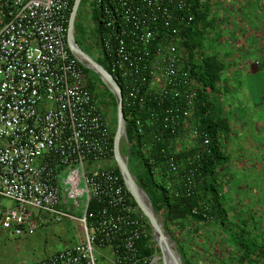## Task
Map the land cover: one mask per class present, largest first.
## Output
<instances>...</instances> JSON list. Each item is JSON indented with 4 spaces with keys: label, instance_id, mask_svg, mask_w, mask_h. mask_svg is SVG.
<instances>
[{
    "label": "built area",
    "instance_id": "2783aa9c",
    "mask_svg": "<svg viewBox=\"0 0 264 264\" xmlns=\"http://www.w3.org/2000/svg\"><path fill=\"white\" fill-rule=\"evenodd\" d=\"M74 0H0V227L33 234L45 222L77 220L84 238L33 264H152L138 242L148 236L113 168L111 126L67 45ZM206 0H199V4ZM101 53L117 81L143 159L175 194L203 182L211 139L200 124V85L191 74L183 29L190 0H92ZM126 119V118H125ZM128 141V140H127ZM162 143L161 146H158ZM71 209L83 200V214Z\"/></svg>",
    "mask_w": 264,
    "mask_h": 264
},
{
    "label": "rangeland",
    "instance_id": "374dc122",
    "mask_svg": "<svg viewBox=\"0 0 264 264\" xmlns=\"http://www.w3.org/2000/svg\"><path fill=\"white\" fill-rule=\"evenodd\" d=\"M92 5V0H80L74 16V35L80 47H84L85 51L95 60L101 61V49L96 42L98 32ZM84 38L85 42L82 40ZM199 47L203 52L209 50V45L207 46L206 40L203 39ZM232 70L236 69L232 67L228 69V71ZM221 83L225 84L226 81L221 80ZM243 86L242 79L236 77L228 79L225 86L220 88L222 93H220L219 102L226 116L232 122V132L223 147L228 158L222 174L225 177L223 179L225 180L224 190L228 199V210L231 213H229L228 220L233 221L235 225L241 224L242 218L246 221V237L242 242L248 244L252 253L248 257L249 261L244 264H264V252L260 253L256 250L257 245L264 249L262 246L264 245V147L259 150L252 149L254 156H252L251 166L244 167L242 147L244 133L242 127L243 105L246 103V97ZM103 106L105 107L103 116L113 128L116 114L109 105L104 104ZM247 118L253 120L252 115H247ZM254 120H256L255 126L258 127L259 116L254 117ZM120 145L122 152L123 149L126 150L124 137L121 138ZM261 157L263 158L261 159ZM112 162L115 163V161ZM77 202L79 206L71 209L66 199L61 197V208L68 210L76 217H80L84 211L83 200ZM14 205L12 199L0 197L1 207H13ZM157 216L164 228L162 217L158 214ZM215 223L212 222L200 233L194 232L191 228L187 232L182 230L178 233L175 231L178 226H174L173 229L170 228L168 233L164 228L177 261H182L181 255L171 233H177L183 237V239H179L184 244L187 255H191L195 251L198 253L193 255L196 256V259H193L195 264H242L237 261L238 254L234 253L235 250L228 239L229 237L222 227ZM173 230L175 232H172ZM83 238L82 226L77 220L48 221L40 224L33 234L20 236L0 227V264H33L57 250L78 243ZM207 248H209L210 254L201 255ZM160 255V251H155L152 258L156 257L157 262L163 264ZM199 255L201 259L198 258ZM96 264L114 263L96 253Z\"/></svg>",
    "mask_w": 264,
    "mask_h": 264
},
{
    "label": "trees",
    "instance_id": "16d2710c",
    "mask_svg": "<svg viewBox=\"0 0 264 264\" xmlns=\"http://www.w3.org/2000/svg\"><path fill=\"white\" fill-rule=\"evenodd\" d=\"M190 1L194 7L195 17L192 24L183 29V34L185 36L184 44L189 49L190 53L189 58L192 65L191 74L201 87V104L198 110L200 124L208 132L211 139L210 146L212 148L211 155H208L201 161L200 171L203 182L200 183L198 190L196 189L191 195H185L184 193L176 195L174 187L172 185L168 187L167 181L160 174L154 175L153 171L156 165L150 164L147 159L142 158L139 143H136L138 135L132 118L129 116L125 106H123L126 118V135L129 144L128 165L130 171L136 177L139 186L147 193L155 212L162 217L164 228L168 233L170 232L169 229H173L174 226H178L177 229L175 228V231L178 233L182 232V230L183 232L184 230L187 232L190 228L193 229L194 232L200 233L212 222H216L215 224H219L222 227L223 231L229 237L228 239L232 243L234 250L237 251H234V253L238 254L237 261L244 264L249 261L248 257L252 253L248 244L242 242L246 237V221L242 218L241 224L235 225L233 221L230 222L231 220H228L230 210H228V199L225 196L224 190L225 180L223 179L225 177L222 174L228 158V154L223 147L226 144V139L229 138L232 132V122L230 118L226 116L225 112L219 106H216V99L212 98L216 96V94H220L217 86L222 80L221 76L225 70V65L208 51L203 52L200 50L199 44H201V40L204 36L209 9L208 5L202 6V4H199V0ZM95 19L97 23V12L95 13ZM96 28L98 32L96 42L97 45L100 46L99 37L101 26L96 25ZM96 61L108 72L110 71L102 53L101 61ZM83 68L87 76V85L102 113L105 108L103 105L107 104L116 114V101L113 93L105 86L95 72L86 67ZM115 128L116 121L114 127L111 128L110 147L112 149V157ZM161 145L162 143L158 144V146ZM123 152H125L124 149ZM113 168L120 175L116 163L113 164ZM120 180L123 183L121 175ZM128 196L132 205L137 206L129 192ZM143 217L148 236L142 237L139 240L138 251L142 257H146L150 260L155 251L159 252V247H157L154 240L152 227L149 221L144 215ZM238 228L240 229L238 230ZM175 231L173 230L172 232ZM171 234L172 239L178 245L177 248L181 255L182 264H195L193 259H196V256L194 257L193 255L196 251L192 252L193 254L191 255H187L185 246L179 239H183V237H180L177 233ZM203 242L205 243V241ZM262 246L264 247V245ZM256 248L257 252H264L261 246L257 245ZM208 253L209 248L205 249L201 255ZM198 258L201 259L200 255Z\"/></svg>",
    "mask_w": 264,
    "mask_h": 264
},
{
    "label": "crops",
    "instance_id": "0c3cea01",
    "mask_svg": "<svg viewBox=\"0 0 264 264\" xmlns=\"http://www.w3.org/2000/svg\"><path fill=\"white\" fill-rule=\"evenodd\" d=\"M205 4L209 11L202 39L209 45L208 52L224 63L222 80L227 83L228 79L237 77L244 85L243 162L244 167L251 166L252 149L264 147V0H206ZM82 40L85 42V38ZM231 67L236 70L228 71ZM225 84L219 83V93ZM219 97L216 94L212 98L222 109ZM247 115H252L253 120ZM256 116H259L258 127ZM100 252L102 258L108 257L106 249Z\"/></svg>",
    "mask_w": 264,
    "mask_h": 264
},
{
    "label": "water",
    "instance_id": "95a60500",
    "mask_svg": "<svg viewBox=\"0 0 264 264\" xmlns=\"http://www.w3.org/2000/svg\"><path fill=\"white\" fill-rule=\"evenodd\" d=\"M79 2L80 0H74L71 9L67 31V45L72 54L75 55L86 68L95 72L105 86L113 93L116 101V128L113 135V159L119 169L123 184L136 202L138 209L149 221V224L152 227L154 240L157 247H159L163 264H182V261H177L175 258L167 233L164 230L162 223L158 221L157 213L155 212L147 193L139 186L136 177L129 169V144L126 135V119L123 110L121 89L111 73L84 51L75 40L74 16ZM122 137L125 138L127 146L124 153L122 152L120 145ZM153 260L154 258H152V261Z\"/></svg>",
    "mask_w": 264,
    "mask_h": 264
},
{
    "label": "bare ground",
    "instance_id": "6f19581e",
    "mask_svg": "<svg viewBox=\"0 0 264 264\" xmlns=\"http://www.w3.org/2000/svg\"><path fill=\"white\" fill-rule=\"evenodd\" d=\"M166 262H167V258H166ZM152 264H160V263L157 262L156 257H155L154 260H153V262H152Z\"/></svg>",
    "mask_w": 264,
    "mask_h": 264
}]
</instances>
